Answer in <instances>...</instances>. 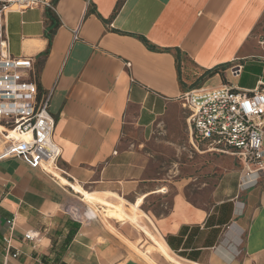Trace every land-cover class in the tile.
Listing matches in <instances>:
<instances>
[{"label": "crops", "instance_id": "1", "mask_svg": "<svg viewBox=\"0 0 264 264\" xmlns=\"http://www.w3.org/2000/svg\"><path fill=\"white\" fill-rule=\"evenodd\" d=\"M53 3L54 10L10 12L7 34L12 55L32 57L38 89L53 88L52 138L61 150L53 166L60 172H53L65 183L20 158L0 159V264H146L129 246L143 248L145 228L186 264H264V171L246 176L230 156L238 166L219 174L207 204H193L182 189L151 177L146 149L189 88L250 90L264 82V39L253 35L264 0ZM234 65H240L236 76ZM187 130L196 151L214 152ZM86 191L99 199L115 194L130 206L139 200L145 228L137 230L131 220L108 228L89 215ZM170 193L167 212L142 209ZM11 222L7 253L3 237ZM27 231L37 239H25ZM44 238L50 247L38 244Z\"/></svg>", "mask_w": 264, "mask_h": 264}, {"label": "built area", "instance_id": "2", "mask_svg": "<svg viewBox=\"0 0 264 264\" xmlns=\"http://www.w3.org/2000/svg\"><path fill=\"white\" fill-rule=\"evenodd\" d=\"M45 8L54 10L53 0H0V159L20 158L30 168L48 171L56 165L60 147L53 141L55 119L50 113L53 88L39 90L33 59L9 51L7 16L10 12ZM80 23L72 28L78 38ZM129 65V64H127ZM236 76L240 65L230 68ZM186 114L193 140L209 151L238 159L246 176L264 171V82L250 90L229 84L197 86L178 97ZM3 237L6 251L11 233ZM27 240L37 239L28 237ZM33 233V232H32ZM17 252L12 256H16Z\"/></svg>", "mask_w": 264, "mask_h": 264}, {"label": "rangeland", "instance_id": "3", "mask_svg": "<svg viewBox=\"0 0 264 264\" xmlns=\"http://www.w3.org/2000/svg\"><path fill=\"white\" fill-rule=\"evenodd\" d=\"M253 35L258 39H264V17L254 30ZM181 65L189 67L186 58H183ZM186 75L189 82L194 81L189 69H187ZM1 146L0 136V148ZM146 149L151 156V177L161 179L164 185H169L174 189H182L185 198L193 204H207L210 189L214 186L219 174L229 167L238 166L234 164L230 156H219L214 152L204 154L192 147L189 143L186 114L181 107L176 111L169 112L165 115L164 120L159 122ZM238 167L243 169L241 166ZM168 195L170 197L166 199L150 198L142 209L150 207L156 215L167 212L171 193ZM100 196L104 199H99L96 195L89 199H84L82 195L80 197L83 198L84 204L87 205L90 212L103 220L108 228H111L109 223L112 225L114 220H131L130 222L133 223L131 225L137 230L139 227H144L139 223V220H142L143 213L141 211L134 213L136 215L134 218L131 206H127L128 202L114 198L107 193L100 194ZM119 202H123V207ZM139 208L141 207L139 206ZM145 230L147 241L142 242L143 248L138 249V245L129 244V246L146 264H160L154 260L156 257L161 258L159 261L162 264H186L175 258L169 251L164 253L159 250L156 237L146 228Z\"/></svg>", "mask_w": 264, "mask_h": 264}, {"label": "bare ground", "instance_id": "4", "mask_svg": "<svg viewBox=\"0 0 264 264\" xmlns=\"http://www.w3.org/2000/svg\"><path fill=\"white\" fill-rule=\"evenodd\" d=\"M0 129H1V126H0ZM53 171H58V172H60L59 171V169L55 166V167H53V168H50L49 170H48V172L51 174V176L53 177V178H56V179H58V180H60V181H62V182H64V180H62L61 178H59ZM65 183V182H64ZM106 194V193H105ZM110 195H115V194H110ZM85 196H86V198H92V197H94L95 196V193H92V192H85ZM116 196V195H115ZM119 198V197H118ZM118 200V199H117ZM136 202V201H135ZM120 203V205L123 207V202H119ZM138 203H139V200H137V203H133V204H131V209H132V217H134L135 218V214L134 213H136V212H139L140 211V209H139V206H138ZM129 206V205H128ZM89 215H92V214H90V211H89ZM156 244H157V248L159 249V250H161V251H163L164 253L165 252H167V251H169L168 249H167V247L165 246V244L163 243V241H162V239L161 238H157L156 237Z\"/></svg>", "mask_w": 264, "mask_h": 264}, {"label": "clouds", "instance_id": "5", "mask_svg": "<svg viewBox=\"0 0 264 264\" xmlns=\"http://www.w3.org/2000/svg\"><path fill=\"white\" fill-rule=\"evenodd\" d=\"M57 208H58V206H57ZM56 210H57L56 208H53L51 214L55 215L56 214ZM26 235L28 237H34L36 234L32 233V232H28V233H26ZM38 244L41 245V246H44V247H50L51 246V241H50V239L44 238V239L38 241Z\"/></svg>", "mask_w": 264, "mask_h": 264}, {"label": "trees", "instance_id": "6", "mask_svg": "<svg viewBox=\"0 0 264 264\" xmlns=\"http://www.w3.org/2000/svg\"><path fill=\"white\" fill-rule=\"evenodd\" d=\"M212 73H214V71Z\"/></svg>", "mask_w": 264, "mask_h": 264}]
</instances>
